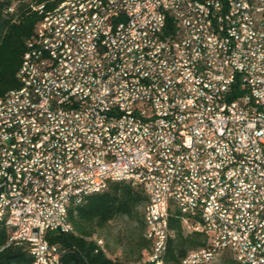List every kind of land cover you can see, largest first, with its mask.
<instances>
[{
    "label": "built area",
    "instance_id": "1",
    "mask_svg": "<svg viewBox=\"0 0 264 264\" xmlns=\"http://www.w3.org/2000/svg\"><path fill=\"white\" fill-rule=\"evenodd\" d=\"M152 2L164 3L112 2L107 24L97 15L89 19L90 35L74 39L78 54L44 66L40 95H16L2 105L15 114L20 104H33V113L49 106L39 121L25 115L19 128H27L26 137L0 138V200L1 190L10 189L0 213L10 214L9 236H28L30 264H61L59 246L38 235L40 212H48L50 231L64 232L65 196L74 202L75 194L83 199L111 181L139 184L147 197L144 236L156 247L142 264H167L175 210L184 232L207 235L206 245L189 250L180 264H212L226 252L240 264H264V253H253L264 246V0H213L207 21L198 18L196 0H177L164 16L152 14ZM122 18L129 26L114 34ZM227 21H246L248 30L227 28ZM165 23H173L174 33L163 57L120 66L127 53H140L132 52L138 39L150 42ZM189 24H199L207 38L189 34ZM212 27L221 30V43H213ZM59 42L54 36L43 48ZM103 58L118 63L117 74L95 71ZM35 69H23L20 83L35 82ZM68 93L84 94V101L65 105ZM8 167L16 168V188L6 184ZM148 220L155 228H147Z\"/></svg>",
    "mask_w": 264,
    "mask_h": 264
},
{
    "label": "bare ground",
    "instance_id": "2",
    "mask_svg": "<svg viewBox=\"0 0 264 264\" xmlns=\"http://www.w3.org/2000/svg\"><path fill=\"white\" fill-rule=\"evenodd\" d=\"M161 2H152V14L156 16H164V12L172 11V4L177 0H162ZM121 6L130 3H140L141 0H63L57 6L51 9H45L43 5L36 8L42 17L36 24L33 34L25 41V50L22 54L21 64L17 70L16 76L20 83L22 70L26 68L35 69V82L20 83L19 87L11 89L4 96H0V138L3 135L17 133V137H26L27 128H19V125L27 124L28 120L39 121L45 114L49 113V106H40L36 113H33V104H20L19 114L3 111V104L11 103L16 95H25L26 97H36L45 89L46 69L44 66L52 64V60H63L68 53L78 54L79 45H74V39H86L90 35L89 19H94L99 15L100 24H107L108 16L111 15L110 5ZM213 4V0H196L197 14L200 21H207L209 18V7ZM103 12V14H101ZM66 17V18H64ZM58 18H64L63 22L58 25H50V29H41L37 33L40 25L54 22ZM74 18V19H72ZM125 26H129V18H122V22H118L114 26V34L125 32ZM82 27V28H81ZM227 28H238L240 30H248V22L246 21H227ZM189 34H197V38H207L206 30H199V24L188 25ZM174 25L173 23H165L158 31H153L151 41L147 39H138L132 45V52L120 59V66H131L140 60H150L153 57H163L168 52V42L173 39ZM210 35L213 43L222 42V32L219 27L210 28ZM54 36H61V41L56 46L44 47L45 42ZM100 48H107V41H100ZM40 65V66H39ZM108 70L110 74H117L118 63H110V58H103L102 62L95 64V71ZM47 90H54V83H47ZM84 101V94L68 93L65 97V105H72L73 102ZM53 112H60V105H53ZM15 123H12L14 122ZM10 124V125H5ZM0 146H4V139H0ZM26 163H33V155H26ZM16 168L8 167L6 184L8 188H16ZM92 193H87V195ZM87 195H84L87 196ZM10 199V189L1 190L0 207L2 200ZM84 199V198H83ZM82 194H75L74 202L72 196H65L64 206L61 210V220L68 229L64 232L73 230L72 224L68 218L69 211L83 201ZM0 220L9 227L10 214L0 213ZM147 228H155V220L147 221ZM50 231L48 212H40L38 235L42 236L43 242H49L46 239V233ZM100 240L101 238L95 237ZM153 239H160V232H153ZM9 241L13 244L24 245L28 250V236L26 235H10ZM149 249L156 247V240H148ZM253 253H264V246H253Z\"/></svg>",
    "mask_w": 264,
    "mask_h": 264
},
{
    "label": "trees",
    "instance_id": "3",
    "mask_svg": "<svg viewBox=\"0 0 264 264\" xmlns=\"http://www.w3.org/2000/svg\"><path fill=\"white\" fill-rule=\"evenodd\" d=\"M62 1L0 0V96L20 86L16 73L25 50V41L32 36L42 17L33 7L43 5L45 9H51ZM146 202L141 185L111 181L104 190L85 196L81 204L70 209L68 218L73 228L71 232L48 231L46 239L59 246L61 264H132L129 260L109 257L103 246L100 248L96 244L93 235L118 215H136L137 207ZM169 227L174 230V236L168 240L167 264H180L189 250L207 243V235L203 232H184L176 210L169 215ZM9 234L8 227L0 220V264H30L31 257L26 246L11 243ZM143 244L145 259L149 250L148 240L144 239ZM219 264L240 263L233 257H226Z\"/></svg>",
    "mask_w": 264,
    "mask_h": 264
},
{
    "label": "rangeland",
    "instance_id": "4",
    "mask_svg": "<svg viewBox=\"0 0 264 264\" xmlns=\"http://www.w3.org/2000/svg\"><path fill=\"white\" fill-rule=\"evenodd\" d=\"M143 206L137 207V214L130 217L118 215L110 220L103 228L97 229L94 237L101 238L103 249L107 255L114 259L129 260L132 264H140L146 253L144 239V224L142 221ZM232 257L228 252L222 258ZM137 260L138 262H135Z\"/></svg>",
    "mask_w": 264,
    "mask_h": 264
}]
</instances>
